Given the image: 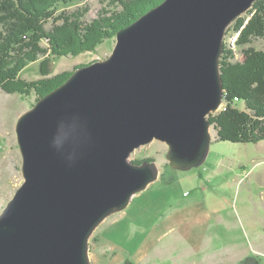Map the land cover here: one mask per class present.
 <instances>
[{
	"label": "water",
	"instance_id": "1",
	"mask_svg": "<svg viewBox=\"0 0 264 264\" xmlns=\"http://www.w3.org/2000/svg\"><path fill=\"white\" fill-rule=\"evenodd\" d=\"M255 1L164 0L20 116L25 180L0 215V264H92L100 223L159 178L155 160L131 159L155 139L175 169L205 163L223 41Z\"/></svg>",
	"mask_w": 264,
	"mask_h": 264
},
{
	"label": "rangeland",
	"instance_id": "2",
	"mask_svg": "<svg viewBox=\"0 0 264 264\" xmlns=\"http://www.w3.org/2000/svg\"><path fill=\"white\" fill-rule=\"evenodd\" d=\"M109 7V0H71L62 3L58 12H84L83 20L90 21ZM247 13L240 19L247 22L252 16ZM238 36L232 27L223 42L240 59ZM116 42L113 37L94 51L52 57L48 75L105 60ZM42 45L47 46L46 40ZM250 45L264 50V38H255ZM20 74L26 80L42 78L40 61H32ZM36 98L35 93H7L0 88V215L25 180L16 127ZM234 101L245 108L238 98ZM225 106L224 102L212 113ZM211 132L207 160L188 171L170 165L169 145L158 139L132 154V160H155L159 178L137 193L124 210L100 223L89 240L92 264H238L248 256L264 263V140H220L213 125ZM201 212L207 218L203 226L196 220ZM179 214L182 222L186 220L183 225L176 221Z\"/></svg>",
	"mask_w": 264,
	"mask_h": 264
},
{
	"label": "trees",
	"instance_id": "3",
	"mask_svg": "<svg viewBox=\"0 0 264 264\" xmlns=\"http://www.w3.org/2000/svg\"><path fill=\"white\" fill-rule=\"evenodd\" d=\"M70 1L0 0L2 90L25 95L35 93L37 102L80 67L49 76L52 57L77 56L96 50L105 40L116 37L121 29L164 0H109V9L104 8L90 21L83 20L84 12H58L62 3ZM250 13L252 16L247 22L239 17L228 28L239 32L236 45L241 48L242 57L237 58L234 50L225 45L220 68L226 108L208 117L218 139L224 141L257 143L264 140V50L250 45L253 39L264 38V0H256L247 14ZM47 23L52 26L48 28ZM44 40L47 46L42 45ZM32 61H40L43 77L23 79L20 73ZM237 98L244 103V109L235 103ZM238 264L264 263L248 256Z\"/></svg>",
	"mask_w": 264,
	"mask_h": 264
},
{
	"label": "crops",
	"instance_id": "4",
	"mask_svg": "<svg viewBox=\"0 0 264 264\" xmlns=\"http://www.w3.org/2000/svg\"><path fill=\"white\" fill-rule=\"evenodd\" d=\"M200 175L203 176V175H202V171L200 172ZM137 196H138V195H136V197H137ZM170 206L172 207V204H171ZM201 214H202V212H201L200 214H197V215H196V218L198 217L196 220H197L198 223H201V222H202V226H203V224H205V222L207 221V218L205 217V218L203 219V217H202ZM177 216H178V217H177ZM176 217H177V219H176L177 223L180 222V223L183 225V224H184L183 222L186 221V220H183V222L181 221V214L176 215Z\"/></svg>",
	"mask_w": 264,
	"mask_h": 264
},
{
	"label": "clouds",
	"instance_id": "5",
	"mask_svg": "<svg viewBox=\"0 0 264 264\" xmlns=\"http://www.w3.org/2000/svg\"><path fill=\"white\" fill-rule=\"evenodd\" d=\"M54 144H55V142H54Z\"/></svg>",
	"mask_w": 264,
	"mask_h": 264
}]
</instances>
